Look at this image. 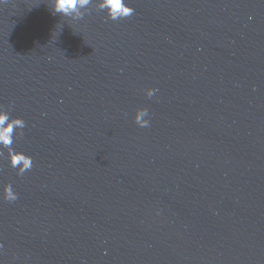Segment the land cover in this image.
Instances as JSON below:
<instances>
[{
  "label": "water",
  "instance_id": "obj_1",
  "mask_svg": "<svg viewBox=\"0 0 264 264\" xmlns=\"http://www.w3.org/2000/svg\"><path fill=\"white\" fill-rule=\"evenodd\" d=\"M128 6L0 0V264H264V0Z\"/></svg>",
  "mask_w": 264,
  "mask_h": 264
},
{
  "label": "clouds",
  "instance_id": "obj_2",
  "mask_svg": "<svg viewBox=\"0 0 264 264\" xmlns=\"http://www.w3.org/2000/svg\"><path fill=\"white\" fill-rule=\"evenodd\" d=\"M92 3L100 11L106 12L107 18L117 21L130 17L134 14V8L128 6V0H51L53 13H59L63 17L81 19L88 6ZM84 10V11H82ZM158 89L148 88L145 94L152 98ZM149 110L147 108H137L134 115V122L137 126L144 128L150 125ZM25 121L22 118L12 117L9 110L0 106V155L3 151H8L10 166L17 170V175H23L33 167V160L30 155L16 151L12 145L17 135H22ZM3 198L7 202H14L18 199L11 183L4 187Z\"/></svg>",
  "mask_w": 264,
  "mask_h": 264
}]
</instances>
